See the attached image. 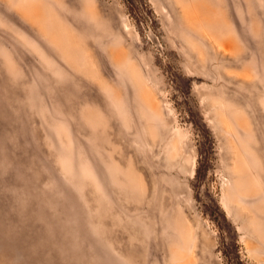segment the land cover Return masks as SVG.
<instances>
[{
    "label": "rangeland",
    "instance_id": "1",
    "mask_svg": "<svg viewBox=\"0 0 264 264\" xmlns=\"http://www.w3.org/2000/svg\"><path fill=\"white\" fill-rule=\"evenodd\" d=\"M0 264H264V0H0Z\"/></svg>",
    "mask_w": 264,
    "mask_h": 264
}]
</instances>
